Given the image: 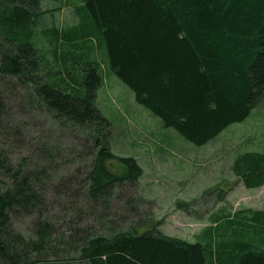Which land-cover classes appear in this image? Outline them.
Instances as JSON below:
<instances>
[{
    "label": "trees",
    "instance_id": "obj_1",
    "mask_svg": "<svg viewBox=\"0 0 264 264\" xmlns=\"http://www.w3.org/2000/svg\"><path fill=\"white\" fill-rule=\"evenodd\" d=\"M45 1L0 0V264H264V209L219 210L194 242L159 230L142 169L113 152L97 106L101 53L197 147L243 123L264 104V0H52L77 23L42 30L46 52ZM233 174L262 188L264 150L241 153Z\"/></svg>",
    "mask_w": 264,
    "mask_h": 264
},
{
    "label": "rangeland",
    "instance_id": "obj_2",
    "mask_svg": "<svg viewBox=\"0 0 264 264\" xmlns=\"http://www.w3.org/2000/svg\"><path fill=\"white\" fill-rule=\"evenodd\" d=\"M71 4L79 5V0H71ZM67 5V1L43 3L41 11L49 12L42 14L36 38L42 51H51L42 30L77 23L73 7ZM97 60L104 78L97 106L113 125L112 150L120 157L137 160L143 172L138 194L146 202L141 204L144 211L154 215L159 230L194 242L211 225L210 216L219 210L234 214L245 209H264V186L247 189L233 174L236 157L251 152L247 143H258V140L250 142L256 136L264 139V104L243 123L231 125L209 144L197 147L179 134L164 130L160 120L140 106L133 92L111 73L101 53L97 54ZM113 168L121 173L117 163ZM229 184L234 185L232 189ZM218 190L225 192L224 200H220ZM126 191L131 194L129 189ZM208 191L216 192L204 194ZM134 209L127 212L133 213ZM149 226L144 224L138 229L144 231Z\"/></svg>",
    "mask_w": 264,
    "mask_h": 264
},
{
    "label": "crops",
    "instance_id": "obj_3",
    "mask_svg": "<svg viewBox=\"0 0 264 264\" xmlns=\"http://www.w3.org/2000/svg\"><path fill=\"white\" fill-rule=\"evenodd\" d=\"M253 140H258V143H247V145L251 147L249 151H263L264 150V139L262 137L256 136L252 138L250 142ZM228 186H229V189H232L234 185L229 184Z\"/></svg>",
    "mask_w": 264,
    "mask_h": 264
}]
</instances>
